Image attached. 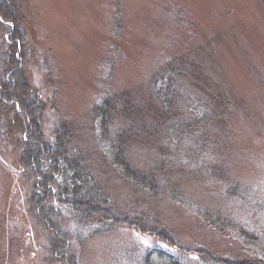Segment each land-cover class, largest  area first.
<instances>
[{
	"label": "rangeland",
	"instance_id": "rangeland-1",
	"mask_svg": "<svg viewBox=\"0 0 264 264\" xmlns=\"http://www.w3.org/2000/svg\"><path fill=\"white\" fill-rule=\"evenodd\" d=\"M15 1L9 0L7 9L0 1L7 20L0 17V91L17 64L25 65L30 84L47 103L46 135L54 136L68 122L83 140L79 147L87 165L94 166L106 190L123 204L138 205L143 197L97 147L95 107L123 91L144 105L150 80L165 63L178 62L181 55L195 58L212 89L233 102L231 134L222 132L226 147L214 144L233 177L232 187L239 184L244 194L232 197L229 210L237 223L261 231L264 238V0ZM19 29L27 35L24 41L15 39ZM26 130L17 107L0 98V264H43L53 231L29 212L27 197L35 178L19 165ZM143 150L139 146L134 154L142 156ZM210 182L213 178L185 184L199 193ZM210 186L226 188L223 183ZM159 204L165 208L162 200ZM188 213L180 207L167 217L182 239L194 243L203 239L198 235L202 227H195ZM51 219L77 245L79 264H143L145 253H152L157 264L158 250H171L161 239L135 229L79 224L64 207L55 209ZM220 245L241 246L234 233Z\"/></svg>",
	"mask_w": 264,
	"mask_h": 264
},
{
	"label": "trees",
	"instance_id": "trees-1",
	"mask_svg": "<svg viewBox=\"0 0 264 264\" xmlns=\"http://www.w3.org/2000/svg\"><path fill=\"white\" fill-rule=\"evenodd\" d=\"M8 1L2 0L4 9ZM14 10L19 16L15 5ZM0 17L7 21L4 11ZM20 29L15 39L24 41L27 35ZM11 55L16 64L15 53ZM178 58L154 74L148 103L139 105L130 92L123 91L105 97L95 107L97 147L110 167L140 189L143 198L138 197L137 203L141 207L120 203L106 190L104 179L94 166L87 165L88 158L79 147L83 140L68 122L63 121L54 136L46 135L47 103L42 93L30 84L25 65L17 64L11 71L0 98L14 104L25 119V148L19 165L35 178L27 197L29 212L41 226L53 230L47 237L50 246L43 264H79L77 245L51 219L59 207L70 210L82 225L135 229L161 239L171 250L159 249L157 264H264L261 231L246 229L229 210L232 197L240 199L244 194L239 184L232 187L233 177L214 148L216 143L226 147L222 132L231 134L232 98L212 89L195 58ZM139 146L144 148L142 156L134 154ZM210 178L213 182L204 184L205 191L199 193H192L185 184ZM213 183L226 188L218 186L217 191V186H210ZM180 207L189 212L195 227H202L198 231L202 240L189 243L181 238L177 224L167 217L168 211ZM211 233L213 240L208 239ZM232 233L241 246L225 249L220 243ZM153 258L152 253H145L141 259L143 264H154Z\"/></svg>",
	"mask_w": 264,
	"mask_h": 264
}]
</instances>
